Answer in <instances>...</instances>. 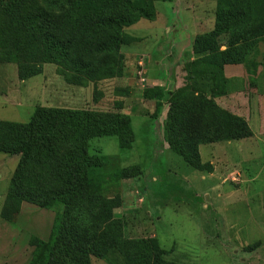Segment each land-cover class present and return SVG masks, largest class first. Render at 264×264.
Segmentation results:
<instances>
[{"label":"trees","instance_id":"trees-1","mask_svg":"<svg viewBox=\"0 0 264 264\" xmlns=\"http://www.w3.org/2000/svg\"><path fill=\"white\" fill-rule=\"evenodd\" d=\"M155 1L0 0V63L15 64L22 81L46 65L80 88L121 78V49L135 40L125 30L153 21ZM214 16L213 29L192 42L191 86L142 93L155 103V119L167 106V146L198 171L210 170L201 163L200 146L252 137L247 121L216 99L229 96L227 69L241 66L253 82L262 65L254 55L264 43V0H218ZM111 138L130 148V117L36 107L27 123L0 121V154L18 159L1 217L12 223L22 205L53 215L50 237L29 243L33 263L91 264L95 257L109 264H178L157 239H128L126 221L114 217L120 200L105 197L99 177L105 158L89 146Z\"/></svg>","mask_w":264,"mask_h":264},{"label":"rangeland","instance_id":"rangeland-1","mask_svg":"<svg viewBox=\"0 0 264 264\" xmlns=\"http://www.w3.org/2000/svg\"><path fill=\"white\" fill-rule=\"evenodd\" d=\"M217 1L156 0L153 21L125 30L135 40L121 49V78L80 88L46 65L41 75L22 81L15 64L0 63V121L27 123L36 107L130 117L129 149L113 138L89 143L105 158L101 185L107 199L120 200L114 217L126 221L125 236L157 239L178 264H264V43L254 55L262 65L253 82L243 67H231L229 96L216 99L245 119L253 135L200 146L208 171L191 169L168 148L162 132L167 106L155 119V103L142 97L144 91L191 86L192 42L213 29ZM17 161L0 154V264H35L29 243L50 237L53 215L22 205L12 223L1 217ZM91 264L109 263L91 257Z\"/></svg>","mask_w":264,"mask_h":264},{"label":"crops","instance_id":"crops-1","mask_svg":"<svg viewBox=\"0 0 264 264\" xmlns=\"http://www.w3.org/2000/svg\"><path fill=\"white\" fill-rule=\"evenodd\" d=\"M227 70H228V69H227ZM227 70H226V71H227Z\"/></svg>","mask_w":264,"mask_h":264}]
</instances>
